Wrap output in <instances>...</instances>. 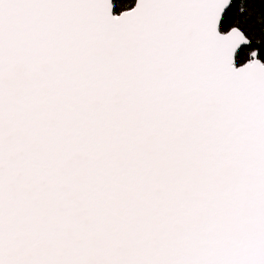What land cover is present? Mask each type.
Segmentation results:
<instances>
[{
  "label": "snow or ice",
  "instance_id": "obj_1",
  "mask_svg": "<svg viewBox=\"0 0 264 264\" xmlns=\"http://www.w3.org/2000/svg\"><path fill=\"white\" fill-rule=\"evenodd\" d=\"M0 264H264V0H0Z\"/></svg>",
  "mask_w": 264,
  "mask_h": 264
}]
</instances>
